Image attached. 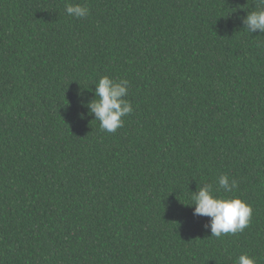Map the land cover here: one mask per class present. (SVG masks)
Returning <instances> with one entry per match:
<instances>
[{
  "label": "trees",
  "instance_id": "16d2710c",
  "mask_svg": "<svg viewBox=\"0 0 264 264\" xmlns=\"http://www.w3.org/2000/svg\"><path fill=\"white\" fill-rule=\"evenodd\" d=\"M254 10L0 0V264H264V32L242 23ZM103 76L130 82L133 112L111 134L87 108ZM221 175L253 214L217 239L191 204Z\"/></svg>",
  "mask_w": 264,
  "mask_h": 264
},
{
  "label": "clouds",
  "instance_id": "9594fccd",
  "mask_svg": "<svg viewBox=\"0 0 264 264\" xmlns=\"http://www.w3.org/2000/svg\"><path fill=\"white\" fill-rule=\"evenodd\" d=\"M258 10L247 13L242 19L245 28L251 32H264V0H255ZM65 13L76 19H84L89 16L88 7L81 4H67ZM130 82L103 76L95 85V99L87 104L90 114L99 121L100 129L106 133H115L124 126V117L133 112L132 104L126 97L129 94ZM239 182L229 179L227 175L218 178V189L214 194L213 185L204 184L196 193H192L194 216L208 217L209 222L204 225L210 230L211 237L217 239L228 234L243 233L251 224L252 206L238 197L227 194L237 190ZM222 190L225 195H219ZM190 205V206H191ZM236 264H256L254 257L242 254Z\"/></svg>",
  "mask_w": 264,
  "mask_h": 264
}]
</instances>
